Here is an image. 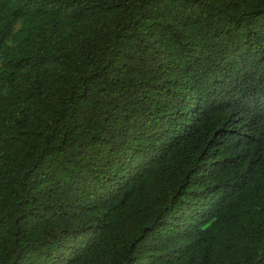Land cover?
Returning <instances> with one entry per match:
<instances>
[{
    "label": "trees",
    "instance_id": "16d2710c",
    "mask_svg": "<svg viewBox=\"0 0 264 264\" xmlns=\"http://www.w3.org/2000/svg\"><path fill=\"white\" fill-rule=\"evenodd\" d=\"M263 97L264 0H0V264H264V176L221 211L203 259L165 249L142 199L162 201L176 162L152 156L179 142L155 143L156 120L168 133L187 103L206 122ZM114 167L130 190L104 197L111 222L77 240L54 228Z\"/></svg>",
    "mask_w": 264,
    "mask_h": 264
},
{
    "label": "clouds",
    "instance_id": "9594fccd",
    "mask_svg": "<svg viewBox=\"0 0 264 264\" xmlns=\"http://www.w3.org/2000/svg\"><path fill=\"white\" fill-rule=\"evenodd\" d=\"M262 103L264 97L238 102L224 100L216 113V121L209 117L205 122L206 113L193 108L190 102L187 103L186 115H177L168 133L161 129L155 118L158 131L154 133L157 138L155 143L161 145L173 138L179 142H176L174 149L166 146L161 153L152 155L155 160L170 158L171 162H176L170 165L169 176H163L164 169L159 177L158 192L163 197L162 201L155 202L153 199L152 202L149 199L152 195H144L143 209L154 215L151 225L155 233L159 237L162 233L167 235L168 242L164 248L171 249L179 258L203 259L205 251L219 240L212 236L211 229L221 211L239 195L248 197L258 191H254L256 188L252 182L256 177L264 176ZM181 144L184 147L176 151V147ZM141 147V144L138 145L135 152H139ZM133 161L134 158L128 157L130 164ZM133 170L130 168L126 175ZM99 173L109 181L96 185L98 181L91 179L76 192L81 196L61 202L64 203L61 205L64 210L58 207V211H53L50 216L54 228V219L59 217L58 230L63 229L62 232L77 240L89 233L94 235L98 224L111 222L102 214V207L106 213L109 212L104 207L108 206L104 197L110 192L113 197H118L128 192L130 187L118 167L99 170ZM250 173L254 179L249 178ZM122 178L123 182L120 183ZM94 191H100L102 204L89 202L92 196H84ZM215 196L218 198L216 202ZM99 207L101 217L98 220L92 212ZM131 208H136V204ZM212 209L214 213L208 217L207 211ZM255 233L264 234V222Z\"/></svg>",
    "mask_w": 264,
    "mask_h": 264
}]
</instances>
